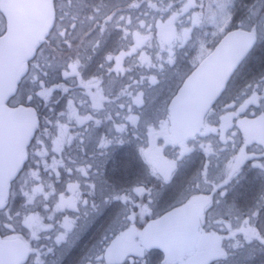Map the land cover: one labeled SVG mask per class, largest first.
<instances>
[{"label": "snow or ice", "instance_id": "snow-or-ice-1", "mask_svg": "<svg viewBox=\"0 0 264 264\" xmlns=\"http://www.w3.org/2000/svg\"><path fill=\"white\" fill-rule=\"evenodd\" d=\"M223 48L211 119L166 142L146 97ZM244 121L264 122V0H0V242L21 249L0 264H264V137ZM193 199L207 249L151 237Z\"/></svg>", "mask_w": 264, "mask_h": 264}, {"label": "water", "instance_id": "water-1", "mask_svg": "<svg viewBox=\"0 0 264 264\" xmlns=\"http://www.w3.org/2000/svg\"><path fill=\"white\" fill-rule=\"evenodd\" d=\"M30 34V28L25 25L18 35V40L23 41ZM229 49L223 48L219 52H211L194 72L184 81L176 96L169 105L172 133L175 138H179L188 132L195 131L199 126V121L204 120L208 112L211 101L219 95L225 79L226 60ZM23 127L22 124L16 125ZM194 212L192 203L178 209L155 228L150 234L152 238H159L162 234L173 241L172 233L176 230V238H183L187 234V220L177 218ZM182 224L173 227V224ZM3 244L5 253L10 259H14L20 252V245L15 240L0 242Z\"/></svg>", "mask_w": 264, "mask_h": 264}, {"label": "flooded vegetation", "instance_id": "flooded-vegetation-1", "mask_svg": "<svg viewBox=\"0 0 264 264\" xmlns=\"http://www.w3.org/2000/svg\"><path fill=\"white\" fill-rule=\"evenodd\" d=\"M105 3L108 4H116L119 2L123 4L124 0H104ZM115 38V33L108 37L111 41ZM197 40V47H198ZM209 51L204 57L200 60L195 58L194 51L189 52V55L192 56V64L191 66H186L181 62H177L176 68L166 72L164 76L161 78V85L152 90L149 93V96L146 97L147 103H152V99L155 98V106L158 109V118L166 121V128L164 129V136L166 137V142L171 143L172 140L176 139L172 134L170 116H169V105L176 95L177 91L185 81V79L193 72V70L210 54ZM199 61V62H198ZM253 73L250 71H245L243 68L237 76V79L234 83V89L236 92L244 89L246 83L252 79ZM175 77V79H173ZM116 87H119L117 84ZM175 88L173 92L172 89ZM211 117L206 115L204 121L210 120ZM242 128L244 133L250 137H264V122H253V121H244L242 124ZM191 203L194 205V212L190 214H186L183 216H179L177 218H185L190 222L189 230L187 232V236L185 238L175 239L174 243L181 251H185L191 248H199V249H207V242L201 237L198 230V225L202 221V209L200 203L193 199ZM180 226L178 224L174 225V227ZM175 234H176V230ZM134 239L133 234H127L120 240V245L122 247L129 246ZM258 259V258H257Z\"/></svg>", "mask_w": 264, "mask_h": 264}, {"label": "rangeland", "instance_id": "rangeland-1", "mask_svg": "<svg viewBox=\"0 0 264 264\" xmlns=\"http://www.w3.org/2000/svg\"><path fill=\"white\" fill-rule=\"evenodd\" d=\"M208 52H209V51H208ZM208 52L204 53L203 57H204ZM194 54H195V52H194ZM194 54H193L192 56H194ZM201 58H202V57H201ZM201 58H200V59H201ZM200 59H199V60H200ZM198 62H199V61H198ZM175 88H176V87H174V88L172 89L173 92L175 91ZM258 259H259V258H258Z\"/></svg>", "mask_w": 264, "mask_h": 264}]
</instances>
